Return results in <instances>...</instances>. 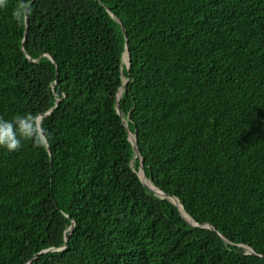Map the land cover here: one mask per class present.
Here are the masks:
<instances>
[{
    "label": "trees",
    "instance_id": "trees-1",
    "mask_svg": "<svg viewBox=\"0 0 264 264\" xmlns=\"http://www.w3.org/2000/svg\"><path fill=\"white\" fill-rule=\"evenodd\" d=\"M20 114L39 139L0 149V264H264V0H6Z\"/></svg>",
    "mask_w": 264,
    "mask_h": 264
},
{
    "label": "clouds",
    "instance_id": "clouds-1",
    "mask_svg": "<svg viewBox=\"0 0 264 264\" xmlns=\"http://www.w3.org/2000/svg\"><path fill=\"white\" fill-rule=\"evenodd\" d=\"M5 6H6V0H0V7H5ZM17 8H18V16H17L18 20L26 19L29 15H31V9L27 3H23V2L18 3ZM121 92L122 91H120V93ZM38 139H39V132L35 127V119L31 114H20L14 116L11 119L0 116V149L5 150L9 153L17 152L21 150V148L23 147V142L25 141L38 142ZM38 146H43V145H38ZM147 181L149 180L147 179ZM166 199H169L171 202H173L171 198H166ZM193 223L195 222L193 221Z\"/></svg>",
    "mask_w": 264,
    "mask_h": 264
},
{
    "label": "water",
    "instance_id": "water-1",
    "mask_svg": "<svg viewBox=\"0 0 264 264\" xmlns=\"http://www.w3.org/2000/svg\"><path fill=\"white\" fill-rule=\"evenodd\" d=\"M28 18H27V21H26V23H27V26H28ZM119 23H121L120 21H119ZM121 28H122V31L124 32V34L126 35V31H125V28H124V26L123 25H121ZM126 65H127V68L129 69V67H130V55L128 54V61H127V63H126ZM126 85H127V82H125V84L123 85V87L121 88V90L120 91H123L124 89H125V87H126ZM118 111H119V114L121 115V117H122V119H123V122L124 123H126V120L123 118V114H122V112H121V110H120V108H118ZM52 112V111H51ZM51 112H49V113H47L46 115H48V114H51ZM38 121H40V119L38 120ZM42 134V136H43V138H44V140H45V142L48 144V141L46 140V138L44 137V135H43V133H41ZM129 139H130V141H131V143L133 144V149H134V152H135V158L136 159H140V161H141V166H140V170H142V172H143V175L141 176L140 174H139V176H140V178H141V181H142V183L144 184V186L146 187V188H148L150 191H152L153 193H155V195L156 196H159L160 198H175V197H170L169 195H167V194H165V193H163L162 191H157V190H155L153 187H151L148 183H147V177H146V174H145V171H144V169H143V161H142V158H141V154H140V152H139V149H138V146H137V134H135L134 135V138L132 137V135H131V133H129ZM50 150V149H49ZM173 203L177 206V204L173 201ZM177 208H178V210H179V212H180V214L182 215V217L183 218H185L187 221H189L193 226H197V224H195V223H193V222H191L189 219H187L183 214H182V212L180 211V209H179V207L177 206ZM73 228V227H72ZM206 228H208V229H211V230H213L214 232H217V230L212 226V225H210V224H207L206 225ZM72 230V229H71ZM246 250H247V252L249 253V254H254L255 255V252L252 250V249H250V248H248V247H244Z\"/></svg>",
    "mask_w": 264,
    "mask_h": 264
},
{
    "label": "bare ground",
    "instance_id": "bare-ground-1",
    "mask_svg": "<svg viewBox=\"0 0 264 264\" xmlns=\"http://www.w3.org/2000/svg\"><path fill=\"white\" fill-rule=\"evenodd\" d=\"M127 61H128V57H127V55H125V57H124V62L125 63H127ZM133 137V136H132ZM134 138V137H133ZM150 186L151 187H153V185L150 183ZM154 188V187H153ZM155 189V188H154ZM155 190H157V189H155ZM158 191V190H157ZM159 192V191H158ZM160 193V192H159ZM172 199V201H174L176 204H177V206L179 207V209L181 210V212H183V214L188 218V216H187V214H186V212H185V210H184V208H183V206L181 205V203L176 199V198H171ZM191 218V217H190ZM191 222H192V220L191 219H189Z\"/></svg>",
    "mask_w": 264,
    "mask_h": 264
},
{
    "label": "rangeland",
    "instance_id": "rangeland-1",
    "mask_svg": "<svg viewBox=\"0 0 264 264\" xmlns=\"http://www.w3.org/2000/svg\"><path fill=\"white\" fill-rule=\"evenodd\" d=\"M130 140V139H129ZM133 145V144H132ZM139 174L142 176L143 175V172H142V170L139 172ZM147 183L150 185V182L149 181H147Z\"/></svg>",
    "mask_w": 264,
    "mask_h": 264
}]
</instances>
